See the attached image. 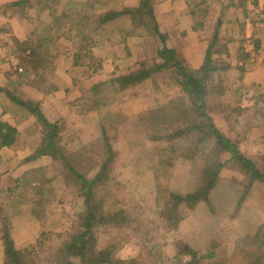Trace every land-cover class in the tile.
<instances>
[{
  "label": "rangeland",
  "instance_id": "obj_1",
  "mask_svg": "<svg viewBox=\"0 0 264 264\" xmlns=\"http://www.w3.org/2000/svg\"><path fill=\"white\" fill-rule=\"evenodd\" d=\"M53 7L48 8L51 13ZM26 9L22 6L12 10L27 19L21 15ZM51 16L45 18L40 13L36 26L46 27L50 20L56 25L59 15ZM214 61L220 65L224 63L219 56ZM184 65H187L185 59ZM171 69L154 74V77L134 85L135 88L123 89L128 93L125 98L119 95L123 90L118 92L113 85L107 84L110 80L96 93L89 91L81 107L94 112L95 117L99 115L104 135L97 144H86L82 150H76L70 157L71 164L67 158V144L63 141L64 146L54 150L58 156L53 157L61 162L52 167L55 174L61 175L51 178L52 182L48 180L46 192L39 194L37 191L42 184H37L30 190L23 187L10 194L0 193L4 233H9L17 249L28 251L35 246L38 251L37 259L34 258L36 264H66L62 262L65 256L60 243L65 233L78 226L83 210L80 209L83 199L80 184L74 172L92 178L103 169L108 158L111 161L104 168L108 183L103 182L104 176L93 187L96 202L104 198L106 208L102 210L103 215L107 208L109 210L108 218L96 223V235L99 249L111 248L112 257L117 260L115 264L120 260L127 264H142L143 259V264H187L190 255L185 251L189 248H197L200 255L214 249L213 258L204 259L200 264H248L252 260L251 253L256 250L253 232L264 226V182L253 177L245 165L232 157V153H217L213 141L205 138L207 129L193 128L198 121L193 111L196 105L189 94V100L182 94L183 87L175 69V73ZM221 76L219 72L206 86V111L220 133L231 139L243 156L256 161L255 167L264 172V90L257 92V80L251 75H239L241 78L235 85V76L228 75L226 78L231 80L228 82L231 89L223 93L226 84ZM124 105H128L127 108H123ZM178 132L175 139L169 138ZM251 142L252 145L247 144ZM62 152L69 165L62 160ZM256 152L258 154L254 157ZM218 167L222 168L217 187L226 191V188L239 185L240 178L235 179L238 174L243 192L238 195L241 201L236 197L235 202L223 205L225 212L219 225L222 220L228 226L223 230L225 237L219 238L223 245L213 247L204 241L211 219L208 214L210 203L201 202L194 209L184 204L172 207L174 198L170 194L195 191L202 177L204 181L208 177V170H217ZM22 195L29 198V205L37 200L51 203L48 208L44 207L43 219L30 220L32 225L36 223L35 230L31 225L28 228L23 225L27 215L32 213L24 212L28 202ZM34 205V208L38 207ZM165 208L168 216L160 214ZM172 222L179 223L178 227H171ZM253 224L254 229H251ZM231 236L235 237V245L228 243ZM112 244L115 248L109 247ZM133 259H136L134 263ZM3 262L2 254L0 264Z\"/></svg>",
  "mask_w": 264,
  "mask_h": 264
},
{
  "label": "crops",
  "instance_id": "obj_2",
  "mask_svg": "<svg viewBox=\"0 0 264 264\" xmlns=\"http://www.w3.org/2000/svg\"><path fill=\"white\" fill-rule=\"evenodd\" d=\"M17 1L21 0H0V122L7 123L17 130L13 145H0V193L10 194L14 189L23 187L30 190L37 184H42L37 191L40 193L39 190L48 189V180L61 175L52 170V167H56L61 161L54 160L52 151L55 149L50 148V152L44 148L47 141L46 128L34 110L39 111L51 124L58 121L65 124V129L57 135L61 137L55 139L58 148L64 146V143L67 144V158L72 164L70 157L76 150H82L86 144L91 146L104 135L99 115L95 117L94 112L81 107L86 94L92 86L126 75L138 68L137 63L156 58L157 43L147 27L139 22L135 23L136 18L131 15L124 14L102 26H98L97 22H90L96 26H93L95 29L79 28L76 24H71L72 16L90 14L97 19L109 11L139 8L142 0H60L55 7L49 2L45 9L30 8L28 20L9 7ZM152 2L155 24L162 33L168 35V45L175 48L183 60L185 59L187 67L193 70L201 68L210 50L213 61L219 56L224 65L229 67L216 74L220 72V79L226 84L222 89L223 93L231 89L228 84L231 80L226 78L228 75L235 76L234 85L241 78L239 75H251L257 80V92L264 90V0ZM86 4L88 7H85ZM49 7H53L52 13ZM40 13L45 18L58 14V18L63 19V27L59 29L61 33L58 34L60 38L57 44L50 46V54L54 56L50 64H44L40 68L24 67L18 56L16 40L30 41L34 31L40 32L46 28L36 26V18ZM51 23L50 20L48 26ZM87 25L89 26V23ZM54 26V29H58ZM222 45L224 48L226 46V49L222 48ZM221 48L229 51L224 58ZM171 70L175 73L174 68ZM167 71L165 69L159 74ZM164 75L168 76V73ZM181 91L189 100L188 94L184 90ZM234 91L237 92V89ZM127 94V91L123 90L119 95L125 98ZM127 106L124 105L123 108ZM247 144L252 145L253 142ZM257 154L258 152L255 153ZM99 161L101 162L100 159ZM237 176L236 181L241 179L238 174ZM240 179L237 181L239 185L226 188V191L215 186L208 198L201 201L211 205L208 208L211 219L204 236L205 244L209 242L213 247L223 245L219 238L222 240L225 237L223 230L228 224L225 226L221 220V226L219 225L225 212L222 207L238 198L242 200L239 197L243 192ZM23 198L29 204V198H26V195ZM223 198L226 200L222 201ZM201 206L202 204L199 205ZM23 210L25 212L27 207L24 206ZM27 216L23 225L26 228L31 225L35 230V225L30 221L34 218L29 214ZM3 220L1 217V260L2 254L4 255ZM254 226L253 224L251 229H254ZM217 228L218 231L215 232ZM34 230L30 231L33 235ZM256 232L255 229L253 237ZM231 237L228 243L235 245V237ZM195 250L197 251V248ZM210 253H214V249Z\"/></svg>",
  "mask_w": 264,
  "mask_h": 264
},
{
  "label": "trees",
  "instance_id": "obj_3",
  "mask_svg": "<svg viewBox=\"0 0 264 264\" xmlns=\"http://www.w3.org/2000/svg\"><path fill=\"white\" fill-rule=\"evenodd\" d=\"M52 2L54 5L59 4L60 0H21L17 1L11 5L10 8L20 9L22 5L27 6L28 9L26 11H22V16H26L30 19L29 10L30 8L39 7L41 9H45L48 6V3ZM90 3V2H89ZM88 3V4H89ZM255 4L258 6V2L255 1ZM85 7H88L86 4ZM57 10H55L56 13ZM131 15L136 18L135 23L139 22V24H143L147 27L150 34L155 38L157 43V57L152 61H145L139 63V68L134 69L132 72L115 77L109 81L110 85H113L116 91H120L123 89H127L131 86H134L146 79L154 77V74L162 71L163 69L174 68L177 74L178 82L183 87V90L189 94L193 103L196 105V109H193L194 114L198 118L197 124L193 128L197 129H207L205 131V138H210L215 144V150L217 153H232L233 158L237 159L241 164L245 165L247 169L251 172L253 177H257L259 180L264 182V172L258 170L256 168V161L250 160L251 158L243 156L237 148V145L231 140L222 135L220 129L215 125L213 118L207 113V96L206 86L209 85V80L214 79L215 75L218 71H222L229 68L228 65L219 64V62H214L212 60V53L209 50L207 52V56L204 62V65L198 70H193L184 65L183 58L178 54L177 50L168 45V35L162 33L157 24H155V16H154V5L152 0H142L139 8L133 9H125L124 11H109L94 19L91 15H77L72 16L73 18L71 24H76L79 28H93L95 29L93 24L90 22L98 23V26H102L106 22L117 18L122 15ZM61 18V17H60ZM57 19V24H51L46 26L44 30L34 31L31 40L28 41H20L16 40V48L18 51V56L22 61L24 67L28 66H38V68L42 67L44 64L47 65L50 61L53 60V54H50V46H53L60 38V30L63 26L61 22L63 19ZM63 18V17H62ZM65 19V18H64ZM264 21V19H263ZM89 23V26L87 25ZM56 27L58 29L53 28ZM94 26V27H93ZM217 35L215 34V37ZM257 45V44H256ZM259 46L257 45V48ZM224 48V47H222ZM221 48V54L228 55L229 51H225ZM220 66V67H219ZM106 83L94 85L91 87L90 91L92 93H96L100 87L103 85H107ZM97 105V102H94ZM98 106L97 108H99ZM34 113L38 115L46 128V144L44 146L47 151L51 149H58L57 141L55 138H60L61 136H57L59 132L65 129L64 123H49L43 115L34 110ZM205 121L208 123L206 124ZM60 128V129H59ZM17 134L16 128L8 125L7 123L0 122V145L1 146H11L15 143V135ZM179 135V132L171 135L170 139H175ZM264 140V137L262 138ZM204 140V139H202ZM44 149V150H45ZM51 152V151H50ZM53 156H58L56 152L52 151ZM60 156L65 163V153H60ZM256 157V155H254ZM254 159V158H252ZM110 158L103 165V169L96 173L92 178H88L84 174L80 172H74V175L77 177L78 182L80 184L82 205L80 209L82 210V214L80 215V221L78 226H75L71 231H68L63 235V239L60 243L62 245V252L64 253V258H62V262L66 264H115L117 260L115 257H112L113 252L111 248H105L104 250L99 249V237L96 235V223L99 221H105L108 217L106 216L109 213L107 208V212L102 213L104 207V198H99L100 201L96 202L94 196L95 195V185L105 179L103 182L108 183V179L106 174L105 167H108L110 162ZM69 165L68 163H66ZM222 167H218L217 170H213L212 168L208 170V177L204 181V176L200 180L199 186L195 191H191L188 193H176L173 192L172 195L174 198V204L172 207H176V205H182L189 207L190 209H194L196 205L208 198L209 193L212 189L217 186L219 180V173L221 172ZM264 171V169H263ZM103 176V178H102ZM203 181V182H202ZM49 182V181H48ZM51 182V180H50ZM49 188V187H48ZM47 189L40 190L39 194L42 192H46ZM34 204H37V208H34ZM34 204L29 205L26 212L31 211L32 217L34 219H43L42 214L45 212V206L48 208V204L44 203L41 200H37ZM50 207V205H49ZM162 212V214H161ZM160 214L163 216H168V210L165 208L163 211H160ZM176 216V215H175ZM47 218V217H46ZM179 218L176 219V221ZM174 223V222H172ZM36 226V223L34 222ZM33 225V226H34ZM177 225V226H176ZM179 223L171 224V227H178ZM34 226V227H35ZM42 234V233H41ZM38 241V240H37ZM4 243V262L3 264H36L34 262V258L37 259L38 251L35 246H31L29 250H20L17 249L14 245V241L9 235L7 231H5L3 236ZM40 243V242H39ZM253 244L256 247V250L251 253L252 260L248 264H264V226H260L257 232L254 235ZM108 246V245H107ZM109 247L115 248L112 244ZM189 254L190 258L187 264H200L204 259L213 258L212 253H207L200 255L199 251L189 248L185 251V254ZM136 259H133V263ZM145 259L142 260V264ZM119 264H127L124 261H119ZM129 264V263H128ZM135 264V263H134ZM141 264V263H136Z\"/></svg>",
  "mask_w": 264,
  "mask_h": 264
}]
</instances>
